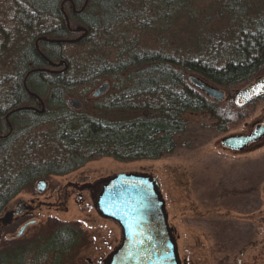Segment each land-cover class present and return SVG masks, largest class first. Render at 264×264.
<instances>
[{
	"label": "trees",
	"instance_id": "obj_1",
	"mask_svg": "<svg viewBox=\"0 0 264 264\" xmlns=\"http://www.w3.org/2000/svg\"><path fill=\"white\" fill-rule=\"evenodd\" d=\"M196 1L0 0L10 15L0 22V80L12 81L7 98L21 95L24 104L26 87L46 103L37 118L25 112L19 124L15 119L21 132L0 148V215L49 175L71 173L101 157L130 161L174 152L189 113L209 114L222 131L242 119L250 105L215 101L188 75L196 73L231 96L264 76V0H256L258 6L212 0L229 14L230 27L205 32L192 26L189 38H176L178 48L172 49L166 35L181 19L194 22ZM80 27L86 34L79 41H58L72 40ZM146 31L158 37L154 44L142 39ZM61 60L64 73L32 71ZM104 81L108 90L92 96L88 107L68 104L71 95L86 100ZM83 240L78 226L55 223L24 241L4 243L0 264H71Z\"/></svg>",
	"mask_w": 264,
	"mask_h": 264
},
{
	"label": "rangeland",
	"instance_id": "obj_2",
	"mask_svg": "<svg viewBox=\"0 0 264 264\" xmlns=\"http://www.w3.org/2000/svg\"><path fill=\"white\" fill-rule=\"evenodd\" d=\"M242 1H253L254 6H258L256 0ZM195 3L197 18L192 19V25L186 19H181L166 35L172 49L178 48L176 38H189V31L194 26L203 28L205 32L224 31L227 26L230 27L229 14L222 11L221 5L212 0H197ZM5 5L0 7V22L5 19L4 14L8 13V6ZM84 32L79 31L77 36H83ZM157 38L148 31L142 36L148 44H154ZM191 74L199 76L190 73L188 77ZM255 79L237 89L233 96L227 89L217 87L226 92L227 98L235 100L237 91ZM103 83L105 81L86 100L71 95L67 101L77 98L82 102L80 109L88 107V100ZM261 110H264V98L244 109L242 119L230 123L226 131L220 130L218 122L207 113H189L188 126L175 136L177 147L172 153L156 159L130 161L101 157L70 174L51 176L54 184H60L61 189L54 195L39 197L42 204L38 212L40 225L31 227L18 240L24 241L38 229L54 226L55 223L73 224L82 229L84 240L71 264H75V260L81 256L84 259L83 255L89 253L85 246L106 252L102 256L107 260L120 246L123 235L120 226L102 217L96 208L95 201L102 184L108 177L120 173L148 174L157 180L164 197L169 223L175 229L182 264H264V244L260 250L250 244L252 238H259L261 234L264 238V225L261 233L256 226L259 222L252 214L261 201L264 219V149L253 154L232 156L216 146L218 140L238 132ZM73 183L77 186L73 187ZM30 193L24 190L10 205L13 206L19 197L29 200L32 197ZM225 208L233 210L232 213L227 215ZM4 243L0 241V249Z\"/></svg>",
	"mask_w": 264,
	"mask_h": 264
},
{
	"label": "water",
	"instance_id": "obj_3",
	"mask_svg": "<svg viewBox=\"0 0 264 264\" xmlns=\"http://www.w3.org/2000/svg\"><path fill=\"white\" fill-rule=\"evenodd\" d=\"M77 30L85 31L82 27ZM85 34L76 39L58 41L76 42ZM63 63L66 64L64 60L60 62ZM188 79L193 87L215 101L222 102L227 98L224 90L197 75L191 74ZM108 88L109 83H103L95 90L93 96L97 98L105 94ZM263 97L264 76L238 90L235 101L239 107H245ZM68 103L76 110L82 108V102L77 98L69 99ZM263 134L264 124L258 127L255 134L243 137L233 133L224 137L222 141L233 149L243 150ZM46 188V180L41 179L37 182L38 192H44ZM95 204L102 217L120 226L123 235L120 246L109 256L106 264H182L175 229L169 223L164 197L153 176L120 173L108 177L102 184ZM26 206L25 200L20 201L12 214L22 213ZM1 218L2 214L0 222ZM24 230L25 226L15 236L22 235Z\"/></svg>",
	"mask_w": 264,
	"mask_h": 264
},
{
	"label": "flooded vegetation",
	"instance_id": "obj_4",
	"mask_svg": "<svg viewBox=\"0 0 264 264\" xmlns=\"http://www.w3.org/2000/svg\"><path fill=\"white\" fill-rule=\"evenodd\" d=\"M75 35L76 36L79 35V32L75 33ZM61 61L50 62L47 66H44L40 69L36 68L32 71H40L44 73H50L53 75L60 74L62 72L64 73L67 69V65L64 63L60 64ZM25 82H26V79L24 80V83ZM7 83H12V81H9V82H7V80L0 81V148H3L7 144V141L10 140L11 136L15 134V132H21V130L15 129L14 124L15 123L19 124L20 118L22 117L23 113L27 112V114L31 115V118H37V116L39 114H43L46 109V103L44 99L41 98L39 95H37L35 92L30 91L26 87H25V94H26L27 101L24 104L22 103L21 95H18V94H15L13 98L8 100L7 95H6V84ZM259 100L251 103L250 105L257 103ZM15 119L16 121L14 123ZM263 124H264V110H261L251 120V122H246L242 126V128L238 130V132L236 133L243 137H247L252 134H255L258 127ZM223 138L217 141L216 146L220 150H223L224 152L231 154L232 156L253 154V153H256L264 149V134L261 135V137L256 139L254 142L250 143L247 147H244L243 150L233 149L230 145H225L224 142L222 141ZM51 176L54 177V176H63V175H49L45 178H41L47 181V188L44 192H38L37 182L41 179L37 180L33 187L26 189V192L28 190L31 192L30 194L32 195V197L29 200L27 199L25 200L24 198L19 197V199H17L14 202L13 206L10 205L8 209L6 208L4 210V212L2 213V218H1L2 220L0 222V225H1L0 226V241L7 242V241H12L14 239H19L23 237L29 231L31 227L40 225L39 219H38V214H39L38 212L42 204L39 201V197L44 196L45 194L54 195L58 193L59 191L58 189H61L60 184H56V185L54 184V181H52L50 178ZM72 186L76 187L77 184L73 183ZM86 186H88L89 188L92 187V185H86ZM22 200H25L27 202L26 209L20 214L13 215L12 211L16 208L17 204ZM226 210H227L226 211L227 215L231 214L233 211L231 209L228 210V208ZM262 211H263L262 202L259 201L256 208L252 211V214L254 213L255 215L254 219L258 220L259 222L256 226H257V230L260 231L261 233H262L263 225H264ZM24 226H25V230L23 234L16 237L15 235ZM263 240L264 238L262 237V234H261V237L254 238V239L252 238L250 240L251 243L250 242L249 243L251 245H254L257 249L259 248L261 249L262 244H264ZM84 248L88 250L89 253H86V255H83L84 259H82V256L79 258V262L81 264H106L107 263V260L105 259V257L102 256L104 255L102 253H106V252H102V250L100 251L96 250L95 248L93 249L92 246H88V247L85 246Z\"/></svg>",
	"mask_w": 264,
	"mask_h": 264
}]
</instances>
